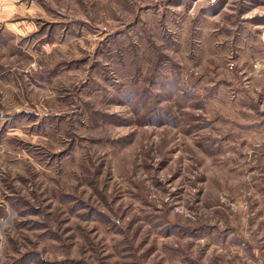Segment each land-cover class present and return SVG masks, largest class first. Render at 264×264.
Segmentation results:
<instances>
[{"label": "rangeland", "instance_id": "rangeland-1", "mask_svg": "<svg viewBox=\"0 0 264 264\" xmlns=\"http://www.w3.org/2000/svg\"><path fill=\"white\" fill-rule=\"evenodd\" d=\"M0 264H264V0H1Z\"/></svg>", "mask_w": 264, "mask_h": 264}, {"label": "crops", "instance_id": "crops-1", "mask_svg": "<svg viewBox=\"0 0 264 264\" xmlns=\"http://www.w3.org/2000/svg\"><path fill=\"white\" fill-rule=\"evenodd\" d=\"M1 1V0H0Z\"/></svg>", "mask_w": 264, "mask_h": 264}]
</instances>
